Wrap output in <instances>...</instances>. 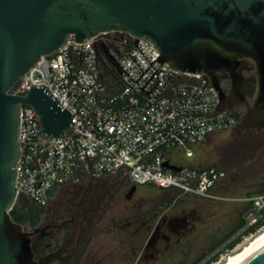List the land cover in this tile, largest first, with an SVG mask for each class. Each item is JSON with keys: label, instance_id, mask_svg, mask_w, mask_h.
Returning <instances> with one entry per match:
<instances>
[{"label": "built area", "instance_id": "2783aa9c", "mask_svg": "<svg viewBox=\"0 0 264 264\" xmlns=\"http://www.w3.org/2000/svg\"><path fill=\"white\" fill-rule=\"evenodd\" d=\"M159 59L150 41L122 32L85 43L70 36L53 56L42 57L14 95L46 87L72 115V130L45 139L38 115L21 105L18 199L45 208L68 184L114 176L205 196L217 173L172 163L170 154L234 130L239 119L204 75L176 72ZM260 203L264 209V197Z\"/></svg>", "mask_w": 264, "mask_h": 264}, {"label": "water", "instance_id": "95a60500", "mask_svg": "<svg viewBox=\"0 0 264 264\" xmlns=\"http://www.w3.org/2000/svg\"><path fill=\"white\" fill-rule=\"evenodd\" d=\"M110 32L150 41L162 64L204 75L221 100L219 76H230L239 93L240 62L251 60L264 99V0H0V264H42L32 242L39 231H28L10 217L18 200L21 105L38 115L45 139L72 130V115L46 87H33L26 96L14 92L30 69L70 36L85 43ZM164 166L181 171L169 162ZM244 264H264V248Z\"/></svg>", "mask_w": 264, "mask_h": 264}, {"label": "rangeland", "instance_id": "374dc122", "mask_svg": "<svg viewBox=\"0 0 264 264\" xmlns=\"http://www.w3.org/2000/svg\"><path fill=\"white\" fill-rule=\"evenodd\" d=\"M263 106L255 102L250 107L242 105L233 110L239 116L234 130L215 134L189 152L176 149L170 154L172 163L217 173L205 196L148 185L136 186L129 195L132 186L127 178L106 177L114 181L116 195L106 207L99 233L82 256L83 263L208 264L219 255L212 264H220L264 231L263 227L243 236L235 248L227 249L248 228L264 222L260 203L264 197L260 194L264 190ZM62 193L56 194L52 206L59 207ZM161 221L162 229L155 230ZM155 231L159 238L153 246L146 245Z\"/></svg>", "mask_w": 264, "mask_h": 264}, {"label": "flooded vegetation", "instance_id": "af4514ba", "mask_svg": "<svg viewBox=\"0 0 264 264\" xmlns=\"http://www.w3.org/2000/svg\"><path fill=\"white\" fill-rule=\"evenodd\" d=\"M238 73L243 80L239 93L234 90L230 76H219L225 93L223 106L233 111L242 105L250 107L253 102L257 105L264 104V99L260 98L259 76L255 64L251 60H242ZM113 184L112 179L103 178L66 185L61 190L63 193L59 207L52 206L56 199L54 197L45 207L37 228L26 229L31 232L39 231L32 237L35 259L42 264H84L82 258L99 233L106 207L116 195V191L112 190ZM50 206L51 209L46 210ZM162 225L163 222L159 223L155 230H161ZM175 228L173 227L174 231ZM158 232L152 233L153 239L148 240L146 245L155 244L159 238Z\"/></svg>", "mask_w": 264, "mask_h": 264}, {"label": "trees", "instance_id": "16d2710c", "mask_svg": "<svg viewBox=\"0 0 264 264\" xmlns=\"http://www.w3.org/2000/svg\"><path fill=\"white\" fill-rule=\"evenodd\" d=\"M234 114L239 119L238 114L236 112H234ZM260 194L264 195V190H262L260 192ZM44 210H45L44 208L36 207L30 201L20 198L17 200L16 205L14 206L13 210L11 211L10 217L12 218V220L15 223L23 225L24 227H25V225H28L31 229H34V228H37V226L39 225L40 219H41L42 214L44 213ZM243 227H244V225H241L240 229H242ZM263 227H264V222L260 221L259 223L248 228L239 238L235 239L227 247V249L232 250L233 248H235V246H237L240 243L243 236H249V235L256 234ZM84 253H85V251H83V254ZM218 256L219 255L214 257L212 259V261L209 262L208 264H212L213 261H217Z\"/></svg>", "mask_w": 264, "mask_h": 264}, {"label": "bare ground", "instance_id": "6f19581e", "mask_svg": "<svg viewBox=\"0 0 264 264\" xmlns=\"http://www.w3.org/2000/svg\"><path fill=\"white\" fill-rule=\"evenodd\" d=\"M264 248V231L256 235L239 251L233 253L224 262L220 264H244L261 249Z\"/></svg>", "mask_w": 264, "mask_h": 264}]
</instances>
